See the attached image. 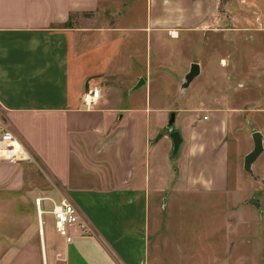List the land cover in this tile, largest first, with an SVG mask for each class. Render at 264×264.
<instances>
[{"label":"crops","instance_id":"0c3cea01","mask_svg":"<svg viewBox=\"0 0 264 264\" xmlns=\"http://www.w3.org/2000/svg\"><path fill=\"white\" fill-rule=\"evenodd\" d=\"M150 1L147 24L132 28L110 19L97 23L110 0H0L1 120L34 157L22 164L0 162V264H183L188 255L202 257L199 264H225L224 253L236 257L250 251L239 250L237 241L230 253L223 252V227H211L209 246L186 254L181 243L176 252L185 219L171 212L162 218L176 201L159 200L168 195L174 175L169 167H156V157L148 163V149L160 152L157 158L163 155L165 163L166 153L146 142L140 117L128 119V106L122 105L127 81L153 67L152 60L138 61L129 51L127 41L138 36L128 32L203 30L212 25L215 11L211 0H161L156 6ZM234 33L239 36L237 29ZM144 77L139 78L146 85ZM96 86L101 99L84 107V91ZM186 172L189 187L225 185L223 169ZM37 198H42V229ZM64 198L92 234L74 226L67 241L58 233L52 209ZM44 214L53 218L47 232ZM205 221L223 225L218 215Z\"/></svg>","mask_w":264,"mask_h":264},{"label":"rangeland","instance_id":"374dc122","mask_svg":"<svg viewBox=\"0 0 264 264\" xmlns=\"http://www.w3.org/2000/svg\"><path fill=\"white\" fill-rule=\"evenodd\" d=\"M159 2L152 0L155 6ZM108 4L109 9L103 12L107 15L99 16L97 23L110 19L113 24L143 27L148 22L150 0H110ZM211 4L215 11L210 18L212 25L203 30L177 29L178 37H172L175 29H130L129 35L138 38H129V51L138 56V61L152 60L153 67L152 72L127 81L122 105L128 106V119L140 117L146 142L166 153L167 163L163 155L157 158L160 152L148 149V163L153 165L156 157V167L159 164L173 172L169 193L160 195L159 200L163 203L166 196L169 202L180 201L162 212V218L171 212L185 219L175 238L176 252H181L182 245L186 254L199 252L210 244L207 231L223 227L219 234L224 239L223 252L230 253L237 241L239 250H250L236 257L224 253L225 264H264V151L252 164L253 174L244 166L246 155L254 149L253 132L261 131L264 141V0H211ZM236 29L239 36L234 33ZM218 60L226 65L222 68ZM192 62H199L202 72L183 88ZM140 76H145L147 83L136 88ZM133 108L138 110H130ZM173 111L174 130L183 138L177 153L167 129ZM194 167L223 169L224 187L202 190L194 182L187 186L184 174ZM202 202L209 206H200ZM43 208H47L45 203ZM217 215L223 217V225L205 221ZM43 219L47 232L53 218L44 214ZM203 260L188 255L183 264Z\"/></svg>","mask_w":264,"mask_h":264},{"label":"built area","instance_id":"2783aa9c","mask_svg":"<svg viewBox=\"0 0 264 264\" xmlns=\"http://www.w3.org/2000/svg\"><path fill=\"white\" fill-rule=\"evenodd\" d=\"M171 35L174 36V33L172 32ZM101 96L102 91L99 87H89L83 93L84 107L92 108L96 106ZM33 160L34 157L27 145L14 131L3 123L0 113V162L22 164L32 162ZM41 202L42 198L36 199L40 229L43 228ZM52 214L58 233L66 237L67 241H72L73 239L71 228L74 226L79 227L84 235L92 234V229L81 218L77 207L70 200L64 198L58 202H54Z\"/></svg>","mask_w":264,"mask_h":264},{"label":"water","instance_id":"95a60500","mask_svg":"<svg viewBox=\"0 0 264 264\" xmlns=\"http://www.w3.org/2000/svg\"><path fill=\"white\" fill-rule=\"evenodd\" d=\"M201 73L200 64L197 62H193L191 64L189 72L185 76V81L182 84L183 88L189 87L191 82ZM145 83V80L142 78L137 84V87L142 86ZM176 122V112L173 111L170 114V118L167 124V129L170 132V136L174 142V153H176L179 149V146L183 140L182 135L179 131L174 130ZM162 134H159L157 138H160ZM254 140V149L248 153L245 157L244 166L245 169L249 171V173L253 174L252 164L257 160V158L264 151V141L263 134L261 131H255L252 135ZM253 204L260 206L258 202L252 201Z\"/></svg>","mask_w":264,"mask_h":264},{"label":"bare ground","instance_id":"6f19581e","mask_svg":"<svg viewBox=\"0 0 264 264\" xmlns=\"http://www.w3.org/2000/svg\"><path fill=\"white\" fill-rule=\"evenodd\" d=\"M173 33H174V36H172V37H178V32L177 31H173Z\"/></svg>","mask_w":264,"mask_h":264}]
</instances>
